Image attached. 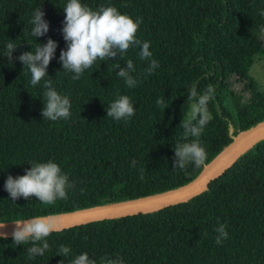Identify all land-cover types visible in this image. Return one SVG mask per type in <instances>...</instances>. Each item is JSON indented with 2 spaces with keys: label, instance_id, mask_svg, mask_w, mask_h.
Instances as JSON below:
<instances>
[{
  "label": "trees",
  "instance_id": "16d2710c",
  "mask_svg": "<svg viewBox=\"0 0 264 264\" xmlns=\"http://www.w3.org/2000/svg\"><path fill=\"white\" fill-rule=\"evenodd\" d=\"M68 0H0V224L73 212L133 200L175 189L191 181L241 131L264 121V92L247 74L253 58L264 54V0H80L92 9L113 6L134 21L137 38L150 42L159 67L147 75L140 48L130 47L115 60L99 61L79 80L62 69L66 49L61 29ZM45 13V36H31L32 13ZM57 42L47 75L71 102L68 120L41 116L43 81L15 59L35 52L48 39ZM9 40L18 47L6 58ZM132 60L139 83L128 88L119 69ZM234 78L241 91H228ZM47 79V78H45ZM213 86L208 108L213 119L201 145L205 166L173 169L174 148L183 139L187 97ZM228 92L232 118L223 105ZM130 97L135 115L127 122L106 116L118 96ZM163 97L164 109L157 104ZM57 163L73 187L67 199L45 205L35 197L11 201L4 190L9 175L23 176L33 163ZM133 161L135 164L133 165ZM143 172V179L141 173ZM228 239L215 243L219 225ZM44 256L29 259L31 244L16 246L0 238V264H71L81 253L101 264L119 256L124 264H264V139L247 149L206 188L187 201L148 213L87 223L53 232ZM61 245L68 256H58Z\"/></svg>",
  "mask_w": 264,
  "mask_h": 264
},
{
  "label": "clouds",
  "instance_id": "9594fccd",
  "mask_svg": "<svg viewBox=\"0 0 264 264\" xmlns=\"http://www.w3.org/2000/svg\"><path fill=\"white\" fill-rule=\"evenodd\" d=\"M64 12L63 27L60 30L66 49L60 51L59 63L62 69L74 73L71 79L76 81L81 78L84 72L90 69L94 63L99 61L115 60L118 56L123 59L130 47H139V57L148 62L146 69L147 75H151L159 62L152 59L150 51V42L141 41L136 34L141 23L138 17L135 21L127 15L118 12L113 6L100 7L93 11L83 5L80 0H68ZM264 15V12L260 13ZM45 13L41 8H37L32 13L30 23L32 24L31 36L34 38L45 36L49 31V24L44 19ZM17 45L9 40L6 45V58L13 61V52ZM58 45L52 39H48L44 45H38L35 52H24L15 59L23 66H27L31 73V85L37 86L43 81L44 98L41 116L50 121L68 120L71 116V102L68 96L60 95L52 86V80L47 75V69L52 59L55 58V52ZM114 69H119L117 75L124 79L128 88H135L139 81L130 75L135 71L132 60H128L126 67L121 68L119 64H113ZM47 78V79H45ZM215 91L213 86L209 85L204 93L198 95L196 87H192L188 94L189 112L187 117L181 121L179 127H182L183 139L190 142L177 143L174 148L173 169H185L189 164L199 168L205 166L207 153L201 145L200 137L213 119L208 104L214 98ZM157 104L167 108L168 104L163 97L157 99ZM135 115V108L130 97L120 95L113 101L106 112L107 117L116 121L127 122ZM133 165L135 161L132 162ZM143 179V172L141 173ZM73 184L69 182L67 174L63 173L60 166L49 160L46 163H33L25 171L23 176L13 178L11 175L4 182V190L9 194L11 201L23 198L29 200L35 197L39 202L45 205H52L57 199H67V190L72 188ZM11 233L13 243L16 246L31 244L27 249L29 259L35 256H44L49 250L47 237L53 232L60 230L58 218L55 216H36L31 219H20L14 223ZM6 224H0L3 229ZM219 235L215 239L217 245L228 239L226 225L221 224L215 229ZM0 238H7L6 233H0ZM71 249L61 245L58 250V256H68ZM61 264V262H60ZM71 264H96V261L90 259L88 254L81 253L77 255ZM101 264H124L123 260L116 258L102 257Z\"/></svg>",
  "mask_w": 264,
  "mask_h": 264
},
{
  "label": "water",
  "instance_id": "95a60500",
  "mask_svg": "<svg viewBox=\"0 0 264 264\" xmlns=\"http://www.w3.org/2000/svg\"><path fill=\"white\" fill-rule=\"evenodd\" d=\"M262 139H264V121L239 132L197 176L182 186L133 200L50 216L58 218L60 230H62L96 221L148 213L187 201L201 193L210 181L227 170L240 155ZM13 227L11 223L6 224L3 229H0V233H6L7 238H10Z\"/></svg>",
  "mask_w": 264,
  "mask_h": 264
},
{
  "label": "rangeland",
  "instance_id": "374dc122",
  "mask_svg": "<svg viewBox=\"0 0 264 264\" xmlns=\"http://www.w3.org/2000/svg\"><path fill=\"white\" fill-rule=\"evenodd\" d=\"M259 35L261 41H263L264 44V35L262 34V32H260ZM247 74L254 80L258 89L264 92V54L255 56L253 58L252 65L249 68ZM229 90L241 91L242 85L236 84V80L234 78H231L228 81V91ZM223 105L225 109L228 111V113L231 115V117L233 118L235 116V110L231 106L228 92L225 93Z\"/></svg>",
  "mask_w": 264,
  "mask_h": 264
}]
</instances>
